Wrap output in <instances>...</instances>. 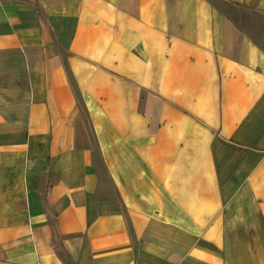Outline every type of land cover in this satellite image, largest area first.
<instances>
[{
  "label": "crops",
  "instance_id": "obj_1",
  "mask_svg": "<svg viewBox=\"0 0 264 264\" xmlns=\"http://www.w3.org/2000/svg\"><path fill=\"white\" fill-rule=\"evenodd\" d=\"M0 264H264V47L211 0H0Z\"/></svg>",
  "mask_w": 264,
  "mask_h": 264
},
{
  "label": "rangeland",
  "instance_id": "obj_2",
  "mask_svg": "<svg viewBox=\"0 0 264 264\" xmlns=\"http://www.w3.org/2000/svg\"><path fill=\"white\" fill-rule=\"evenodd\" d=\"M211 1L234 22L240 25V27L246 30L253 41L264 47V15Z\"/></svg>",
  "mask_w": 264,
  "mask_h": 264
}]
</instances>
